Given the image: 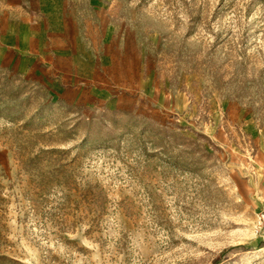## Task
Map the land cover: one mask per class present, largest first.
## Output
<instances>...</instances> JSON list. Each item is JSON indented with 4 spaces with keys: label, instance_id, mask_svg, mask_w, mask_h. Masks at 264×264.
I'll use <instances>...</instances> for the list:
<instances>
[{
    "label": "rangeland",
    "instance_id": "rangeland-1",
    "mask_svg": "<svg viewBox=\"0 0 264 264\" xmlns=\"http://www.w3.org/2000/svg\"><path fill=\"white\" fill-rule=\"evenodd\" d=\"M264 0H0V264H264Z\"/></svg>",
    "mask_w": 264,
    "mask_h": 264
},
{
    "label": "built area",
    "instance_id": "built-area-1",
    "mask_svg": "<svg viewBox=\"0 0 264 264\" xmlns=\"http://www.w3.org/2000/svg\"><path fill=\"white\" fill-rule=\"evenodd\" d=\"M260 221H261V223H264V212L260 216Z\"/></svg>",
    "mask_w": 264,
    "mask_h": 264
}]
</instances>
